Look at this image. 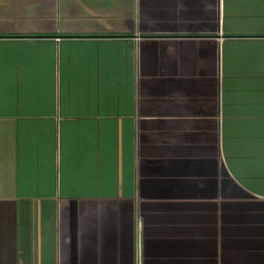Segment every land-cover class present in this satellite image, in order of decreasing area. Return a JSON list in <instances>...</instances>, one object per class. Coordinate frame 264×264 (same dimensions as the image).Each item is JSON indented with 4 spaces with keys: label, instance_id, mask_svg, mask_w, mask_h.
<instances>
[{
    "label": "crops",
    "instance_id": "0c3cea01",
    "mask_svg": "<svg viewBox=\"0 0 264 264\" xmlns=\"http://www.w3.org/2000/svg\"><path fill=\"white\" fill-rule=\"evenodd\" d=\"M0 264H264V0H0Z\"/></svg>",
    "mask_w": 264,
    "mask_h": 264
}]
</instances>
